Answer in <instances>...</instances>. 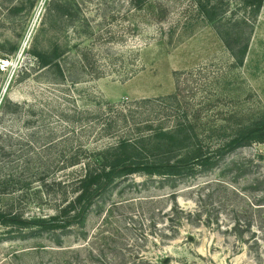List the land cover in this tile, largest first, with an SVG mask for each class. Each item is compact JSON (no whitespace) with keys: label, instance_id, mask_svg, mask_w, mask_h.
Wrapping results in <instances>:
<instances>
[{"label":"rangeland","instance_id":"obj_1","mask_svg":"<svg viewBox=\"0 0 264 264\" xmlns=\"http://www.w3.org/2000/svg\"><path fill=\"white\" fill-rule=\"evenodd\" d=\"M210 1L224 12L220 30L248 40L241 67L196 0H146L141 9L138 0H0V210L52 214L63 182L81 175L64 169L67 160L114 142L99 131L119 112L167 126L187 111L204 136L264 114V3L254 13L240 0ZM57 3L71 5L73 21L48 17ZM54 43L69 53L76 84L36 71L32 52ZM78 48L101 54L104 77L80 71ZM169 95L176 99L133 105ZM153 110L158 118H146ZM262 202L264 144H254L195 176L118 179L67 233L0 226V264H264Z\"/></svg>","mask_w":264,"mask_h":264},{"label":"trees","instance_id":"obj_2","mask_svg":"<svg viewBox=\"0 0 264 264\" xmlns=\"http://www.w3.org/2000/svg\"><path fill=\"white\" fill-rule=\"evenodd\" d=\"M145 1L138 0L135 8L141 9ZM240 1L254 13L259 12L264 3V0ZM196 2L200 14L212 24V28L231 54L234 65L241 67L248 50V40L241 43L240 31L229 34L220 30L218 26L224 12L217 4L210 5V0ZM14 10L18 11L17 8ZM47 15L48 17L55 15L62 22H71L76 17L68 3L54 4ZM240 23L246 22L243 20ZM78 49V61H75V65L81 69L80 71L93 79L104 77L107 72L99 64L101 54L94 52V49L86 51ZM68 55L67 50L59 43H54L48 51L32 52L37 72H52L58 80L76 84L78 73L69 72ZM136 69L132 66L126 74L132 76ZM3 98L0 100V110L5 102ZM174 99L176 95L145 98L134 101L133 105L156 106L164 100ZM175 111L169 108L163 115L170 119ZM81 113L92 115L88 111ZM181 113V117L173 116L172 122L166 126V122L162 124L158 120H143L145 117L138 118L139 121L132 115L131 109L128 112H119L114 123H104L99 131L102 138L116 137L114 142L93 150L82 148L79 153L67 160L64 169L80 168L81 175L70 182H63L64 191L52 214L25 219L22 214L13 210H0V226L17 231L67 233L72 228L84 224L94 202L118 179L135 174L164 177L195 176L197 173L215 169L236 150L254 144H264V114L250 119L230 118L223 125L210 127L204 136L199 134L197 121H192L187 111ZM159 114V111L153 110L146 118H158ZM119 123H122L126 130L117 128L116 125ZM258 206L263 207L264 203ZM262 224L264 225V221ZM254 241L260 244L258 239Z\"/></svg>","mask_w":264,"mask_h":264}]
</instances>
